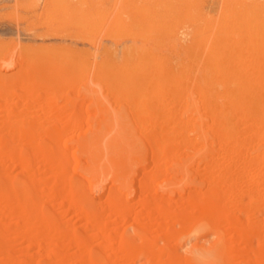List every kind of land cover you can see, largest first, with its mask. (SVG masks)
Masks as SVG:
<instances>
[{"label":"rangeland","instance_id":"obj_1","mask_svg":"<svg viewBox=\"0 0 264 264\" xmlns=\"http://www.w3.org/2000/svg\"><path fill=\"white\" fill-rule=\"evenodd\" d=\"M0 264H264V0H0Z\"/></svg>","mask_w":264,"mask_h":264},{"label":"bare ground","instance_id":"obj_2","mask_svg":"<svg viewBox=\"0 0 264 264\" xmlns=\"http://www.w3.org/2000/svg\"><path fill=\"white\" fill-rule=\"evenodd\" d=\"M20 81V80H19ZM110 130V129H109ZM115 134V133H114Z\"/></svg>","mask_w":264,"mask_h":264}]
</instances>
